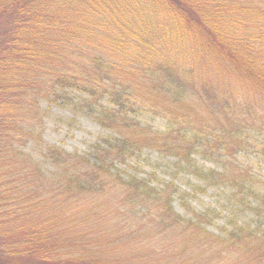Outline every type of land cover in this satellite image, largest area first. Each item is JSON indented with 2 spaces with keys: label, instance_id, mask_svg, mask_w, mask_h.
I'll return each instance as SVG.
<instances>
[{
  "label": "trees",
  "instance_id": "obj_1",
  "mask_svg": "<svg viewBox=\"0 0 264 264\" xmlns=\"http://www.w3.org/2000/svg\"><path fill=\"white\" fill-rule=\"evenodd\" d=\"M166 36L178 44L177 60ZM181 40L190 41L189 63ZM60 95L113 134L82 155L43 145L59 172L45 200L37 187L47 176L21 146L40 139V100ZM140 113L164 128L152 130ZM255 131L264 133V0H0V264H154L141 262L142 251L128 259L127 244L108 240L106 226L127 211L119 205L147 207L144 234L173 233L168 250L185 253L176 264L205 262L206 251L188 256L201 242L209 245L203 264H264V178L236 162ZM144 148L227 186L230 203L251 219H228L215 235L207 212L175 210L170 184L124 179L115 162ZM197 155L212 166L199 169ZM110 184L119 205L109 212L100 207ZM87 222L98 231L89 235Z\"/></svg>",
  "mask_w": 264,
  "mask_h": 264
},
{
  "label": "rangeland",
  "instance_id": "obj_2",
  "mask_svg": "<svg viewBox=\"0 0 264 264\" xmlns=\"http://www.w3.org/2000/svg\"><path fill=\"white\" fill-rule=\"evenodd\" d=\"M153 14V12L148 14L146 19L152 17ZM159 18L160 17L157 19ZM159 21L160 20H158V22ZM155 32L156 34L158 33L157 31ZM166 41V46L163 45V47L167 48V55L177 60L178 55H180L181 52L177 50L178 44H173L175 42V38H167ZM188 42H183V40L179 42L181 46L184 45L185 49L183 48L182 51L187 63H189L188 61H190L191 58L190 55L193 53L191 46L188 45ZM224 84L231 87L234 93L241 91L239 90V86L235 83ZM70 95L79 96L80 94L77 92H71ZM52 99L53 97H50L43 99L42 101L40 100L39 102V117H41V122L39 127H37V122L34 125L36 127L35 137H39L38 133H40V141L38 139H33L25 146H21V149L24 152H28L30 154L32 159L31 161H35L39 165L38 168L41 169L40 171L47 176L45 181L43 180V187H37L38 191L45 195V200L47 196L54 193L52 190L56 189V185L53 183H57L59 181V178H57V174H59V172L58 168L51 164L50 161L43 155V145L56 146L64 149L66 152L82 155L90 152L94 147H96V145L103 144L106 138L109 137V135L112 136L113 134L109 130L100 127L92 119V117H90V115L83 113L86 110L78 112L74 111L76 109L73 110V105H66L62 96L60 98L55 97L53 100ZM93 108L95 109L97 107L94 106ZM138 117L140 122L148 127L150 126L154 131L162 130L165 126V123L161 118H158L150 113H140ZM250 134L251 136L249 140L251 141L252 146L247 150L238 152L236 155V162L244 166H252V169L260 175L259 177L264 178V155L262 154L264 152H261L264 151V133L255 131L250 132ZM196 162L199 169L202 170L209 168L213 164L207 160H203L198 155L196 156ZM185 167L186 166L183 165L177 166L176 160L173 157L160 154L150 148H144L140 153H135L125 160H118L114 164V168L124 179L127 175H138L145 176L146 179H149L151 182L159 186L170 184L168 186H171L172 205L175 210L183 217H190L193 210L207 212L209 222L205 225V228L208 232H213L215 235H224L223 233L224 229L227 227L226 224L228 223V219L235 218L241 222H246L251 219V215L241 209L233 207L230 203V192L227 186L208 185L198 174H195L191 169H186ZM51 182L52 186H48ZM111 187L114 186L110 184L107 189H110ZM115 191L116 190H114V188L108 191L106 196L107 203L100 207L101 210L105 209L110 212V209L119 205L115 198ZM50 201L52 203L55 199L48 197L46 204ZM60 206H55L56 208L52 211L54 215L57 216L58 213L62 212ZM119 207L123 208V210L126 209L127 211L115 217L111 224L110 222L108 223L106 227L109 232L106 233L108 240L111 243H114L115 241L117 245L124 243L127 244V249L130 250L127 254L128 259L134 258L136 251H142V263L153 262L154 264H176L175 259L178 256H181L182 259H184L185 253L178 251L172 253V251L168 250L174 248L173 244L175 243V238L173 237V233L163 232L161 235H158V233H155L154 235L150 233H143L149 227H145L147 226L146 224L143 227L142 224L151 221V219L149 220V217L146 216V206H137L134 209H127L126 206L121 207V205H119ZM89 223L90 222H87L86 228L83 230L86 229L90 235L93 231L97 232L98 230L94 229L95 225L88 226ZM115 223H118L119 225L115 226ZM99 224L100 223H98V225ZM151 227L154 226L152 225ZM136 229H140V231L137 232L136 236H133ZM179 244H183V247L187 248V244L185 245V242L183 243L180 241ZM195 246L191 249L198 250L195 252H189L188 256H190V258L197 260L198 257H201L198 255L201 250L203 252L206 251L204 255L206 254L205 256L208 258L209 251L207 249L209 245L201 242ZM215 248L217 249L219 247L215 246ZM144 250H148L149 252ZM164 252H166L168 258L163 257L166 255H163ZM207 258L204 257L205 262L203 263H207ZM213 264L224 263L223 260L220 259L216 260Z\"/></svg>",
  "mask_w": 264,
  "mask_h": 264
}]
</instances>
